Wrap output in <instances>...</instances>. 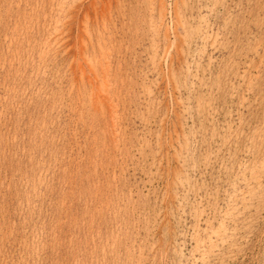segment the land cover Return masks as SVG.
Returning <instances> with one entry per match:
<instances>
[{
  "label": "rangeland",
  "instance_id": "1",
  "mask_svg": "<svg viewBox=\"0 0 264 264\" xmlns=\"http://www.w3.org/2000/svg\"><path fill=\"white\" fill-rule=\"evenodd\" d=\"M0 264H264V0H0Z\"/></svg>",
  "mask_w": 264,
  "mask_h": 264
},
{
  "label": "bare ground",
  "instance_id": "2",
  "mask_svg": "<svg viewBox=\"0 0 264 264\" xmlns=\"http://www.w3.org/2000/svg\"><path fill=\"white\" fill-rule=\"evenodd\" d=\"M160 3V2H159ZM71 7V6H70ZM66 11V10H65ZM161 11V10H160ZM164 11V10H163ZM161 15V14H160ZM66 20V19H65ZM65 20H63V21H65ZM64 25V24H63ZM62 29V28H61ZM167 30V29H166ZM63 33V32H62ZM55 42V41H54ZM102 54V53H101ZM96 60V59H95ZM103 93V92H102ZM107 96V95H106ZM104 97V96H103ZM108 97H109V95H108ZM111 98V97H110ZM113 110V109H112ZM259 177V176H258ZM257 182H255V184H256ZM243 197V196H242ZM220 234V233H219ZM216 238V237H215ZM210 247V246H209ZM210 249V248H209ZM206 255V254H205Z\"/></svg>",
  "mask_w": 264,
  "mask_h": 264
}]
</instances>
